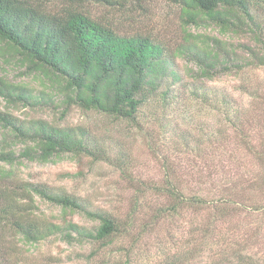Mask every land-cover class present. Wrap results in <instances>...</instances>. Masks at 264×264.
<instances>
[{
  "label": "trees",
  "instance_id": "1",
  "mask_svg": "<svg viewBox=\"0 0 264 264\" xmlns=\"http://www.w3.org/2000/svg\"><path fill=\"white\" fill-rule=\"evenodd\" d=\"M90 1L128 7L141 6L145 0H0V57L6 62L16 58L48 79L66 108L76 105L115 119L138 122L143 107L171 96L167 77L171 74L176 80L178 74L170 70L162 42L140 33L120 34L110 24L87 13L83 4ZM176 1L181 5L185 23H212L222 32L244 34L254 41L253 45L243 44L248 54L241 57L235 46H227L218 37L188 33L189 38L177 53L194 61L201 77L213 78L220 67L229 68V64H237L238 68L244 64L264 66V0ZM245 91L249 97L247 104L233 102V97L223 92L218 95L220 129L204 131L191 141L183 139L191 152L200 150L202 145L209 152L216 142L223 148L222 158L228 149L233 147L236 151L222 159L223 163L229 161L220 171V179L225 181L218 179L213 183L220 196H205L200 189L187 192L175 175L165 177L162 192L168 202L161 211L183 217L187 211L207 213L201 221V237L191 234L187 247L177 250L173 262L172 258L166 260L168 264H189L200 259L203 250L211 255L221 253L227 261L229 236L222 225L240 209L259 214L258 221L264 224V204L248 202L246 197L255 189L264 198V85ZM0 98L25 106L44 100L43 93L39 95L1 74ZM203 98L209 100L206 94ZM17 142L25 143L19 153L13 147ZM99 152L89 128L61 127L40 119L25 122L0 109V264H18L11 260L2 242L9 236L37 244L59 233L71 239L75 232L81 238L101 242L111 241L119 234L121 226L110 214L91 211L81 198L45 183L24 180L13 169L21 159L47 162L61 153L98 158ZM36 197L63 209L82 210L101 223L94 230L73 221L62 226L36 212ZM228 262L232 264L230 259Z\"/></svg>",
  "mask_w": 264,
  "mask_h": 264
},
{
  "label": "rangeland",
  "instance_id": "2",
  "mask_svg": "<svg viewBox=\"0 0 264 264\" xmlns=\"http://www.w3.org/2000/svg\"><path fill=\"white\" fill-rule=\"evenodd\" d=\"M83 8L92 18L110 24L120 34L140 33L162 42L170 70L178 74V79L169 74L166 85L171 96L164 102L160 99L154 105L147 104L138 122H130L76 105L66 108L48 79L16 58L6 62L0 57L1 75L44 96L35 106L7 103L0 98L1 110L10 111L25 122L40 119L61 127L89 128L101 153L98 158L61 153L47 162L21 159V163L13 166L17 176L75 195L87 209L110 214L121 226L119 234L106 242L81 238L75 232L71 239L59 233L37 244L25 243L18 236H9L2 242L11 260L18 264H168L166 260L172 258L173 262L177 250L187 247L191 234L201 237V221L207 213L187 211L183 217L161 211L168 202L162 192L166 175H175L187 192L200 189L205 196L216 199L220 191L212 187L213 183L218 179L225 181L220 179V171L229 164L222 159L236 153L230 146L222 158L219 142L209 152L204 145L191 152L183 139L191 141L204 131L220 129L218 95L223 92L233 97V102L247 104L245 89L264 85V66L244 64L238 68L237 64H229V68L220 67L213 78L201 77L198 65L177 53L189 38L188 33L218 37L227 46H235L241 57L248 54L243 44L253 45L254 41L244 34L222 32L212 23H185L176 0H145L141 6L128 7L90 1ZM205 94L209 97L207 101L203 98ZM24 145L17 142L13 147L19 153ZM257 169L255 164L254 170ZM249 193L248 202L264 204L258 191L253 189ZM36 200V212L62 226L73 221L94 230L101 223L99 218L82 210L63 209L39 197ZM258 218L259 214L240 209L224 221L223 230L229 236L227 259L232 264H264V224ZM224 257L203 250L200 259L189 264H230Z\"/></svg>",
  "mask_w": 264,
  "mask_h": 264
}]
</instances>
